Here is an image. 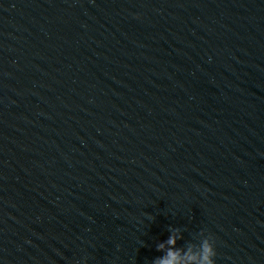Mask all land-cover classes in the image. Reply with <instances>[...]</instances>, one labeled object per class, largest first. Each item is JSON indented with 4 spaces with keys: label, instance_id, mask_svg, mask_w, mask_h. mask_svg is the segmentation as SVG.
Listing matches in <instances>:
<instances>
[{
    "label": "water",
    "instance_id": "water-1",
    "mask_svg": "<svg viewBox=\"0 0 264 264\" xmlns=\"http://www.w3.org/2000/svg\"><path fill=\"white\" fill-rule=\"evenodd\" d=\"M169 229L264 264V0H0V264H152Z\"/></svg>",
    "mask_w": 264,
    "mask_h": 264
},
{
    "label": "clouds",
    "instance_id": "clouds-1",
    "mask_svg": "<svg viewBox=\"0 0 264 264\" xmlns=\"http://www.w3.org/2000/svg\"><path fill=\"white\" fill-rule=\"evenodd\" d=\"M166 240L157 244V251L163 255L154 259L152 264H216L217 255L213 238L205 236L197 247L179 248L177 241L183 236L178 229H169Z\"/></svg>",
    "mask_w": 264,
    "mask_h": 264
}]
</instances>
